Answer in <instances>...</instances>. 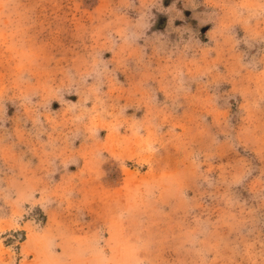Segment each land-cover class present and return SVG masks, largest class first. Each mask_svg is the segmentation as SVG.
I'll return each mask as SVG.
<instances>
[{
  "label": "rangeland",
  "instance_id": "rangeland-1",
  "mask_svg": "<svg viewBox=\"0 0 264 264\" xmlns=\"http://www.w3.org/2000/svg\"><path fill=\"white\" fill-rule=\"evenodd\" d=\"M0 264H264V0H0Z\"/></svg>",
  "mask_w": 264,
  "mask_h": 264
}]
</instances>
